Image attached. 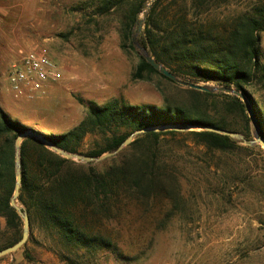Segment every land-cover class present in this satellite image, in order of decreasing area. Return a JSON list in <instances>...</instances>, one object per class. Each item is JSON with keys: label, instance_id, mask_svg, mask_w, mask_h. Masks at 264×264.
Wrapping results in <instances>:
<instances>
[{"label": "rangeland", "instance_id": "374dc122", "mask_svg": "<svg viewBox=\"0 0 264 264\" xmlns=\"http://www.w3.org/2000/svg\"><path fill=\"white\" fill-rule=\"evenodd\" d=\"M115 1L105 10L107 0H0V107L5 113L36 131L65 133L85 117L89 102L119 98L162 106L167 98H182L177 86L157 74L133 77L142 55L134 38L140 43L138 21H144V29L147 15L143 5L132 21L138 0ZM242 1L213 7L209 21L240 11ZM184 3L196 13L190 0H164L162 7ZM31 49L46 51L61 67L62 79L44 94L16 97L7 72ZM260 63L264 66V32ZM250 90L264 121V83L258 79ZM214 101L212 108L218 105ZM232 117L241 124L239 114ZM250 127L253 139L251 121ZM165 140L179 171L181 196L156 215L148 206L128 225L112 224L110 235L124 257L108 249L71 254L53 230L34 223L26 247L1 257L0 264H264V148L222 153L197 145L189 134ZM104 145L103 138L88 135L80 151ZM0 220L1 244L14 231Z\"/></svg>", "mask_w": 264, "mask_h": 264}, {"label": "trees", "instance_id": "16d2710c", "mask_svg": "<svg viewBox=\"0 0 264 264\" xmlns=\"http://www.w3.org/2000/svg\"><path fill=\"white\" fill-rule=\"evenodd\" d=\"M163 1L157 0L152 5L140 44L185 81H215L219 87L243 92L264 137L260 103L250 90L256 80L264 83V66L260 63L264 0H243L240 11L215 17L211 22L210 13L232 0H190L197 9L195 14L189 12L185 3L180 8L177 4L163 8ZM115 2L107 0L104 9ZM146 2L138 0L132 21ZM131 46L134 47L132 43ZM145 74L159 75L184 95L176 101L167 98L162 106L130 104L119 98L103 104L89 102L85 117L65 133H36L0 107V219L5 218L6 228L14 231L10 239H1L0 250L18 242L23 232V220L11 206L16 183L15 142L22 133L31 132L35 136L26 137L21 145L19 203L28 212L31 226L35 223L53 230L71 254L79 249H108L124 257L110 235L112 224L126 226L131 218L141 217L148 206V212L156 215L177 201L181 196L179 171L166 137L189 134L197 145L222 153L257 148L242 146L230 136L216 132L168 129L138 134L130 145L107 161L83 163L57 154L42 141L68 152L82 153L83 140L88 135L99 136L105 145L85 155L101 156L116 150L136 131L161 126H215L251 139L247 106L237 95L182 86L140 55L133 77L144 79ZM216 99L217 107L209 106ZM235 113L242 118L241 124L233 119ZM1 227L0 220V234Z\"/></svg>", "mask_w": 264, "mask_h": 264}, {"label": "water", "instance_id": "95a60500", "mask_svg": "<svg viewBox=\"0 0 264 264\" xmlns=\"http://www.w3.org/2000/svg\"><path fill=\"white\" fill-rule=\"evenodd\" d=\"M156 1L157 0H147V2L144 4V8H143V13L145 15H148L152 5ZM143 23H144L143 20L138 21L137 36L143 30ZM134 43L139 48V50L141 51V53L145 57V59L156 70H158L162 74L166 75L170 79L174 80L178 84L185 86V87L192 88V89L201 90V91H206V92H218L219 91V92H225L228 94H234V95H237L238 97H240L245 102V104L247 106V111H248L249 116H250V121L252 124V130H253L254 138L253 139H247L243 134H241L237 131H232L229 129L219 128V127H215V126H204V127L183 126V127H179V126L170 125V126H161V127H155V128L140 129V130L136 131L135 133L131 134L116 150L104 153L101 156H89V155H85V154H81V153L68 152L65 149H62L60 147L55 146L54 144H52L49 141L41 139L51 150H53L57 154L65 157L67 159L76 160L78 162L100 163V162H103V161L109 159L110 157H113V156L117 155L118 153H120L124 147L130 145L133 142L134 137L136 135L141 134V133H145L148 131H163V130H168V129H174V130H179V131L206 130V131L216 132V133H219L222 135L230 136L231 138H233V139H235V140H237V141H239V142H241L247 146H252V147L253 146H261L262 148H264V137L261 136L258 119L255 116L254 111L251 108L250 103H249L246 95L243 92L238 91L234 88L206 86V85L197 84L193 81H185V80L181 79L180 77H178L175 73L171 72L164 64L157 61L151 55V53L137 41L136 37L134 38ZM33 131L36 133H39V131H36V130H33ZM32 136H35V133L34 134L31 132L22 133L17 137L16 142H15V147H16V153H15V156H16L15 157L16 183H15L14 193L11 197V206L17 210V212L19 213V215L21 216V218L23 220L22 237L15 244L0 250V258L19 250L21 247H23L27 243L29 236H30L31 221H30L29 214L22 206L19 205L18 201H19L20 188H21V184H22V169H21V155H20L21 145H22L23 140L26 137H32Z\"/></svg>", "mask_w": 264, "mask_h": 264}, {"label": "built area", "instance_id": "2783aa9c", "mask_svg": "<svg viewBox=\"0 0 264 264\" xmlns=\"http://www.w3.org/2000/svg\"><path fill=\"white\" fill-rule=\"evenodd\" d=\"M6 77L16 97L33 98L58 83L62 69L46 51L31 49L10 64Z\"/></svg>", "mask_w": 264, "mask_h": 264}]
</instances>
